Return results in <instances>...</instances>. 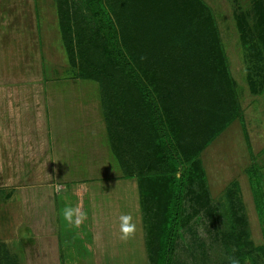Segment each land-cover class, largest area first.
<instances>
[{
	"label": "rangeland",
	"instance_id": "rangeland-1",
	"mask_svg": "<svg viewBox=\"0 0 264 264\" xmlns=\"http://www.w3.org/2000/svg\"><path fill=\"white\" fill-rule=\"evenodd\" d=\"M60 1L0 0L4 106L101 107L100 119L112 149L146 169V109L133 80L106 57L105 43L82 2ZM103 4L133 67L157 73L160 97L171 99L172 114L184 132L182 147L200 146L201 120L230 105L234 96L242 110L247 141L236 119L201 154L208 190L202 185L190 189L173 264H230L228 250L233 254L237 249L264 264V227L258 222L246 173L251 165L249 146L264 180V154L257 156L264 147V37L248 29L253 18L256 27L264 28V0H103ZM241 25H248L244 32ZM86 114L85 119L68 123L64 132L58 130L57 141L72 155L73 178L101 180L100 168L111 166L110 150L104 143L106 153L86 152L89 144L84 142L82 122L90 119ZM89 155L94 159L84 166L83 158ZM115 171L109 179H118ZM9 213L0 211V222ZM20 221L10 220L11 232L22 227V233L32 235V225ZM86 231L73 225L64 232L73 247L61 250L65 264H92V256L77 239L78 234L86 239ZM225 232L234 237L230 243ZM119 238L106 241L99 251L107 256L96 260L136 264L140 259L138 264H145L144 249L122 247ZM11 251H4V264L38 262L27 255L31 247H22L15 256Z\"/></svg>",
	"mask_w": 264,
	"mask_h": 264
},
{
	"label": "crops",
	"instance_id": "crops-1",
	"mask_svg": "<svg viewBox=\"0 0 264 264\" xmlns=\"http://www.w3.org/2000/svg\"><path fill=\"white\" fill-rule=\"evenodd\" d=\"M3 95L1 88L0 211L7 209L10 212V217L0 222L3 250L8 254L12 248L11 254L15 256L21 254L22 247H31L32 252L27 255L31 254L38 261L35 264H65L61 250L65 253L73 247L64 232L73 225L63 220L60 209L69 203L86 213L84 221L75 226L80 232L87 230L86 239L84 234H78L77 239L83 242L84 249L92 256V264H110L108 259H96L107 256L106 253L100 254L99 249L106 245V241H114L117 237L123 243L120 246L143 250L136 183L120 178L109 179L110 172L114 171L109 164L106 169L100 168L104 176L101 180L73 178L72 155L63 148L61 141H57L60 139L57 138L58 130L64 132L68 123L74 119L83 120L89 113L90 119L82 121L86 127L84 142L90 149L86 152L106 153L100 107H5ZM90 157L83 158L84 166L89 165L88 159H94ZM86 168L90 170V167ZM121 214L130 215L131 222L135 224L133 234L127 239H121L119 231ZM16 217L21 219V223L32 225V228L29 226L32 235L22 233V227L14 234L11 232L9 222ZM133 250L131 255H135ZM137 254L141 255V252ZM139 262L140 259L135 263Z\"/></svg>",
	"mask_w": 264,
	"mask_h": 264
},
{
	"label": "trees",
	"instance_id": "trees-1",
	"mask_svg": "<svg viewBox=\"0 0 264 264\" xmlns=\"http://www.w3.org/2000/svg\"><path fill=\"white\" fill-rule=\"evenodd\" d=\"M80 1L87 9L93 26L100 32L105 43L106 57L115 60L116 64L123 67L125 74L131 77L135 92L146 109L144 158L149 161L148 167L144 169V165L139 163L135 166L130 159H123L122 153L118 154L113 150L108 130H105L104 126V143L109 146L110 165L119 175L118 179L134 180L136 183L146 264H173L175 245L184 226L185 200L190 189L192 186L202 185L208 190L201 154L236 119L240 121L247 141L242 110L233 95L230 105L209 112L207 117L201 120V126H197L201 130V145L195 148L182 147L184 132L172 114L171 99L163 101L164 98L160 97V80L157 73L153 70L138 71L133 67L120 45L114 22L103 0ZM255 19H252L253 25H247L248 29L251 28L250 31L264 37L263 25L258 24L259 27H256ZM247 26L241 25L240 32H244ZM214 32L216 34L215 30ZM80 79L89 78L82 76ZM248 150L251 165L246 173L250 180L256 216L264 227V180L260 175L261 166L256 163L257 158L252 155L249 146ZM261 154H264V147L257 156ZM224 238L230 243L234 237L225 232ZM228 254L230 264H258L249 253L240 249L233 254L228 250ZM4 263V250L0 245V264Z\"/></svg>",
	"mask_w": 264,
	"mask_h": 264
},
{
	"label": "clouds",
	"instance_id": "clouds-1",
	"mask_svg": "<svg viewBox=\"0 0 264 264\" xmlns=\"http://www.w3.org/2000/svg\"><path fill=\"white\" fill-rule=\"evenodd\" d=\"M60 215L67 224L72 225H79L86 218L85 213L81 212L79 208L72 206L70 203L60 209ZM131 221L132 217L128 214H121L119 216V231L121 239H127L133 234L135 224Z\"/></svg>",
	"mask_w": 264,
	"mask_h": 264
}]
</instances>
